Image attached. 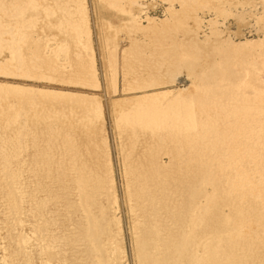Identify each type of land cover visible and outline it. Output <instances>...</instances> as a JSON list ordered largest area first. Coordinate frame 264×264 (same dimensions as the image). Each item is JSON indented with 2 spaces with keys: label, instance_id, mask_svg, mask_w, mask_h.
Instances as JSON below:
<instances>
[{
  "label": "bare ground",
  "instance_id": "1",
  "mask_svg": "<svg viewBox=\"0 0 264 264\" xmlns=\"http://www.w3.org/2000/svg\"><path fill=\"white\" fill-rule=\"evenodd\" d=\"M51 1L0 6V27L13 18L20 30L0 75L97 88L83 1ZM96 2L111 94L117 18L127 17L128 34L137 36L121 57V81L126 92H144L113 95L110 106L121 132L120 165L140 264H264V38L235 43L215 14L203 23L206 10L229 12V0H160L162 20L138 0ZM30 9L39 17L63 16L62 45L43 51L24 30ZM258 22L264 26V15ZM6 38L0 31V42ZM224 74L229 78L221 86ZM180 75L189 83L185 89L176 87ZM158 77L166 87L154 90ZM208 82L220 95L209 88L205 103L195 92ZM83 95L0 85V264H106L109 247L120 246L109 207L102 107ZM162 154L168 165L158 162ZM166 167L174 168L173 179ZM12 183L26 186L17 198L10 195Z\"/></svg>",
  "mask_w": 264,
  "mask_h": 264
},
{
  "label": "rangeland",
  "instance_id": "2",
  "mask_svg": "<svg viewBox=\"0 0 264 264\" xmlns=\"http://www.w3.org/2000/svg\"><path fill=\"white\" fill-rule=\"evenodd\" d=\"M11 1V0H9ZM44 1V0H41ZM47 3H52L51 0H45ZM84 4L83 9V15H85L87 23L89 24V33L91 34L92 38V46L94 50V56H95V64H96V81H97V88H84L78 84H59L53 81L49 82L47 80H41L37 82H32L28 78L25 77H17L15 75H0V85H9V86H17L18 87H29L33 86L35 88H44V89H53L63 92H71L74 94H79L83 96H94L96 99L99 100L102 110L101 113L103 115L104 120V126H105V136H106V154L108 159L107 163L108 166L110 165L111 168V176L110 180L108 182V194L110 200H109V207L112 208V216L114 218V221L116 223V227L118 228L119 235V244L120 246L117 248L109 247L110 250L107 253V261L106 264H140V259L137 256V250H136V243H138L137 239L135 238L134 234V228L135 224L132 220V216L129 210V202H128V192H127V178H125L124 172L121 165V157H120V150H119V136L121 132L114 127L113 121H112V112H111V106L110 101L115 97L121 98L122 95H133L136 94L140 96V92L144 91H137V92H126L123 89L122 81H121V57L124 52H127L131 48V42L137 40V36L135 34H128V28L129 21L127 20V17H119L117 18L114 26L116 27V36H115V48H116V57H117V79H116V90L115 94H111L108 89L107 80L104 73V62H103V54H102V44L100 42V36H99V25L101 22V11L99 10V6L96 2V0H82ZM4 2H7V6L9 5L8 0H0V6L5 4ZM160 0H138V4H140L144 9H147V13L151 18L163 19V7L161 5ZM220 1H216L218 3ZM229 3L231 5V9L229 12H223L221 8H217L213 12L211 10H206L201 14V18H204L203 23H206L209 19H212L214 17V14L220 18V22L218 25V28L222 29L223 32H225L226 35L230 36L233 41L236 43L242 42L243 39H252L255 41H261L264 38V26H262L261 23L258 22V19H261V17L264 15V0H229ZM10 6V5H9ZM15 8V7H14ZM61 11V10H60ZM26 15L22 18V25L23 28H25V31L30 32L32 35H34L36 38H38L41 41V45L43 48V51H46L47 49L51 50L54 49L57 45H62L65 41L66 37L63 32V25L62 23L64 20H62L63 16L60 18H44L39 17L38 14H35L32 9L25 10ZM13 19V18H9ZM6 20L8 23L10 20ZM5 21V22H6ZM15 21V20H13ZM10 21V27H8V24L4 22L3 25L0 27L1 32H5V34H8V39H1L3 41L0 42V62L3 63L6 59H9V54L12 52L13 46H14V37L17 34V28L14 27L15 22ZM14 24H13V23ZM20 22V23H21ZM70 22V21H69ZM68 22V23H69ZM12 23V24H11ZM145 23V22H144ZM7 25V27H6ZM12 25V26H11ZM3 26V27H2ZM22 28V29H23ZM208 32V27L204 26L202 27L200 31L199 36V47L203 48V34ZM47 49H46V48ZM50 47V48H49ZM45 49V50H44ZM47 52V51H46ZM212 53H209V56ZM261 63L264 65V56L261 57ZM264 69V67H263ZM159 73V72H158ZM228 77V75L224 74L220 80L221 86L227 82L224 77ZM225 77V78H226ZM229 78V77H228ZM222 79L224 81H222ZM162 77H158L157 86L154 90H161L162 88H165V85H162ZM214 85L215 83L212 82ZM208 82L204 86H198L199 89L195 92H198V95L201 97V101L207 103V96H208V89L211 91L214 89L213 84ZM13 84V85H12ZM189 85L188 81L186 80L184 75H180L176 82V87L180 89H185ZM212 86V87H211ZM212 92L215 93L213 97L217 99L216 95H220V93L214 89ZM218 93V94H216ZM114 95V96H113ZM256 98L251 102V104H256ZM213 101V103H212ZM219 101V100H218ZM211 107L214 111L219 109L215 104L217 103L215 100H211ZM219 104V102H218ZM216 109V110H215ZM217 112V111H216ZM13 128V127H12ZM11 129V128H10ZM222 129V128H221ZM12 130V129H11ZM144 130V129H143ZM118 131V132H117ZM225 132V131H224ZM227 132V131H226ZM161 132H159L158 135H160ZM155 135V136H158ZM2 137L0 140V144L2 142V138H4V135H0ZM155 139H159V136ZM161 144V143H160ZM159 144V145H160ZM164 147V145H160ZM167 148V147H166ZM169 148V145H168ZM0 149H3V146L0 145ZM158 162L161 164H167L171 162L170 157H168L166 154L159 155L157 158ZM28 161V159L26 160ZM166 166V165H165ZM164 166V167H165ZM168 168V167H166ZM174 168L169 167L165 172L168 173V177H172ZM15 170V169H13ZM110 170V169H109ZM170 170V171H169ZM170 172V173H169ZM172 173V174H171ZM127 177V174H126ZM170 177V178H171ZM173 179V177H172ZM13 180V179H12ZM11 181V180H10ZM14 182V181H11ZM13 187L12 191H10V195H19L22 192V189H25L21 186L22 184L18 183L17 185L12 183ZM11 185V186H12ZM16 185V186H14ZM21 186V187H20ZM16 187V188H15ZM23 187V188H22ZM1 189V188H0ZM2 190V189H1ZM0 190V191H1ZM21 191V192H20ZM17 194H16V193ZM20 192V193H18ZM14 196L15 198H17ZM191 202V197L187 196V200L185 199V202ZM193 204L191 203V206ZM219 207V206H218ZM221 207V206H220ZM219 207V208H220ZM131 218V219H130ZM134 232V233H133ZM2 230L0 233V239L2 235ZM225 233H221V235H224ZM205 235V237H204ZM213 238V235H207L206 233L203 234L202 237L205 239ZM136 240H135V239ZM1 241V240H0ZM210 241V240H209ZM212 241V240H211ZM210 241V242H211ZM214 242L216 240H213ZM213 242V243H214ZM0 243V263H2V256H3V248ZM118 253V254H117ZM113 254V255H112ZM110 255V256H109ZM119 256V257H118ZM114 257V258H113ZM119 258V259H118ZM137 259V260H136ZM111 260V261H110ZM115 262H114V261ZM118 261V263H116ZM139 261V262H136Z\"/></svg>",
  "mask_w": 264,
  "mask_h": 264
}]
</instances>
